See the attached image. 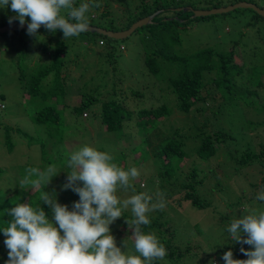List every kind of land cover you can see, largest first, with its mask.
Returning <instances> with one entry per match:
<instances>
[{
    "label": "trees",
    "instance_id": "trees-1",
    "mask_svg": "<svg viewBox=\"0 0 264 264\" xmlns=\"http://www.w3.org/2000/svg\"><path fill=\"white\" fill-rule=\"evenodd\" d=\"M178 1H176L177 7L181 6L180 3L182 0ZM80 2L92 3L93 0L74 1V6L79 7ZM94 2L99 3L100 7L105 6L117 11L114 12L110 9H105L102 12V8L100 7L90 8L92 14H101V17L103 16L104 19L108 18L109 21H112L114 18L116 19V23L120 26L118 28L115 27L114 23L110 27H105L97 24L94 25L89 21V25L103 27L109 30L128 29L137 20L151 15L161 8L170 7L169 5H164L160 0H94ZM249 2H253L258 6L261 4L258 3V0H250ZM261 2L264 3V0H261ZM114 3L123 4L125 10L120 11L121 7H114L112 5ZM186 6H181L179 9L172 11L174 15L178 16L177 19L174 17L171 20L168 19L169 21H165L164 17L156 15L152 20L153 22L143 25L134 31L143 32L144 29L149 30V32H145L141 37L143 48L140 51L145 62V71L156 76L157 79L162 78L167 81V86L162 91L164 104L158 108H144L137 112L135 127H129L131 129H129L131 131L129 137H133L135 143L136 140H139V142L131 149L127 146L122 147V153L120 152L118 156L113 157V162L125 170H130L132 167L139 165V163L154 158V163L158 165L159 172L148 179V192L146 194L155 195L160 193V195L154 196L152 201H160L161 199L165 201L166 199L168 201L166 203H169L168 205L172 213H174L173 210L175 209L182 211L188 204L199 210H205L213 206V202L208 194L206 195L203 192L205 184L209 179V170H206L207 168L202 165L204 162H210V160L217 156L218 149L221 146L220 143L227 145L229 159H234L233 162L228 163L237 165L236 168H241L252 162L264 163L263 136H256L260 152H253L250 150V147H246L244 154L241 157H237L235 155L237 150H233L230 146L232 143V146L234 144L236 147L239 139L245 138L249 129L246 125L251 121L248 115L256 113L246 107L251 106L256 111L264 110V78H262L264 74H260L259 70L251 62L244 59L242 54L238 55L241 53L238 49V42L230 41L225 45L206 46L192 54H186L184 50L178 52L176 47L182 40L180 38L181 30L175 26L180 21V18L185 17L186 14L189 15L188 18H185L186 26L187 24L189 25L191 21L190 17L193 15L192 11H186L182 8ZM260 7L264 8V4ZM161 10L166 15L167 11ZM249 10L254 13V19L257 23H259L258 21L264 22V16L259 15L253 9ZM0 12L4 17H7L8 20L6 22L16 14L11 10L10 2L7 8L1 10L0 7ZM66 14L67 10H64V15L66 16ZM209 15L194 16V18H204ZM247 24H251V22ZM252 24L255 23L252 22ZM40 31L45 33L43 37L47 41L37 51L21 50L19 52L20 60L18 62V77L22 93L25 95L26 106L30 109V126L34 130V134L23 130L18 124L13 126L0 121V141L3 144L2 148L5 153L17 154L22 160L24 158L26 159V161L12 164L11 169L17 171L19 177L17 181H15L17 178L14 180L12 177L9 178V186H15V189H12L10 192L12 194L11 196H8L9 191L2 185L1 181L5 175L9 174L10 169L0 166V238L4 234L3 228L7 227L12 220V217L7 215V210L14 208L19 203H31L33 207H42L46 216L52 220L49 205L43 204L39 199L41 193L46 188V184H42L36 190H33L30 185L21 187L20 189L17 188V185L26 175V169L30 167L40 168L32 161L29 153H22V150L18 147L19 142L15 141L13 134L18 132L21 133L19 137H26L28 147L36 145V148L39 150L38 157L41 158L42 162L57 164L58 161H63L62 151L65 150L68 153L69 149L66 141L75 138V136H79L81 130L85 128V121L81 122L77 118L81 117L86 109L94 110L93 107L97 105L100 96H106L100 91V88H108L106 84L109 83L110 79L108 74H101L100 78H97L98 76L91 78L89 80L90 82L92 80H99L102 81V84L93 89L92 93L84 97L80 104L75 106L67 104L65 96L67 77L63 74H68V69H70V65H67V61L70 59L67 53L69 50V41L72 40L68 41L64 36L54 40L51 34H49L50 31L45 27H40L38 32ZM20 32L18 31V33ZM86 32L88 34H96L98 36V44L104 47H106V41L116 40L115 38H110L97 32ZM85 40L88 41L89 39ZM111 52H114L113 48H106L99 52L101 54L100 56L105 60L103 62L104 64L110 61L112 64L113 57L111 56ZM31 57H35L33 60L34 65L28 63ZM238 59H241V62ZM37 64L39 65V67H36L37 69L32 72H26V68H29L31 71ZM111 67L114 73L113 84L115 82L116 84L108 96L110 99L103 100L100 110L98 112L93 111L91 118L95 119V117H100L104 129L110 134L118 136L124 134L123 136H125L127 130L126 124L134 119L135 114L132 113L131 105L127 103V98L122 96L124 90L117 88L120 84V77L117 75L119 64L116 67H113V65ZM101 70L102 68L98 72ZM163 70L166 73L161 76L159 72ZM103 79H106V81ZM130 91L135 97L134 101L138 103V100L145 101L146 97L143 91L134 88L130 89ZM203 92L208 96L210 95L209 100L217 102L208 109L212 117L208 116L201 124L197 123L195 125L194 123L187 128L190 131L189 134L184 131L185 129L183 131L176 130L168 135L164 134L163 143L161 142V144L156 146L158 150L155 153H151V137L157 134L156 130L160 123L158 119L160 117L163 120L166 119L176 108L185 113L192 112L195 106H200L201 102L207 101V95L205 96ZM171 94L174 96L175 103H173ZM66 109H70V113L76 116L75 120L78 122L68 123L66 121L64 116ZM201 110H205V108L202 107ZM242 111L245 113L243 120L242 117L237 119L242 120L244 122L243 125L242 121L238 123L232 117L239 113L242 115ZM248 112L250 113L247 114ZM150 115L153 117L148 118ZM4 118L6 122L13 121L5 113ZM260 124L264 125V119ZM209 125L215 129L214 133L208 131ZM157 136L160 135L157 134ZM190 139L194 140V144L196 143L194 149L195 154H192L188 149L187 141ZM49 145H52L56 149L55 155L58 157L56 160L54 155L48 153L47 148ZM98 150L105 151V148H99ZM139 153H142V159H140ZM132 154H135L133 163L130 162L129 158ZM20 158L18 159L20 160ZM36 178V176L31 177V179ZM131 183L135 191L129 189L130 191L135 194L144 193L133 181ZM80 186H82V182H80ZM216 186L220 187V182L217 181ZM252 186L260 189V192H264V176L262 182L252 184ZM258 194L257 192L255 195ZM244 198L245 196L243 195L239 196L238 202L231 205L240 214L237 216H243V213L238 211L237 208L239 205L245 203L240 201ZM247 202L252 205L253 210L256 208H264V201L257 200L255 196L248 199ZM147 215L150 224L142 226V231L145 233H155L167 250V255L163 260H155L152 264H169L167 258L177 262L178 259H181L186 254L196 255L198 253L196 250L197 245L193 244L192 239L196 233H201L202 228L200 224L196 225L195 229L192 227L189 234H184L188 236L185 237L181 235L183 233L181 230L182 227L175 222L172 215H166L160 209H156L155 214L151 211ZM122 218L127 220L132 219L133 216L123 210ZM229 218L230 214H226L225 212V215L221 219L225 221ZM224 228L222 231L218 230V232H213V228H211L207 235L215 233L217 239L226 236L224 237L226 240H223V242L236 243L229 238L230 234ZM244 238L246 239V235ZM122 239L124 238L120 239L121 244H124ZM127 241H129L127 243L129 249L126 252L128 254H138L134 249V241L130 239ZM235 246V244H227L225 245V250L232 251L233 257H240L241 259H244V253L241 252V248L249 250V247H251L247 244H240L235 249ZM8 253L9 250L5 249V246L0 242V264H6L9 259Z\"/></svg>",
    "mask_w": 264,
    "mask_h": 264
},
{
    "label": "rangeland",
    "instance_id": "rangeland-1",
    "mask_svg": "<svg viewBox=\"0 0 264 264\" xmlns=\"http://www.w3.org/2000/svg\"><path fill=\"white\" fill-rule=\"evenodd\" d=\"M74 1L76 2L78 0ZM160 1L163 2L164 5L170 6L168 8H161L167 11L166 15L161 9L153 12L152 14L162 16L165 21H169L174 17L176 19L178 18V16L174 15L172 11L179 9L181 6L190 5L197 9H217L231 5L234 2L238 3L242 0H182L180 3L181 6L178 7V0ZM258 3H261L260 6L264 4L261 0H258ZM80 4H82V2H80ZM112 5L114 7H121L120 11L125 10V6L123 4L114 3ZM188 7L189 6L182 8L187 10ZM100 8H102V12L105 11V9H110L105 6ZM3 9L4 8L1 7V10ZM249 9L250 8H237L227 13L212 14L205 16L204 18L199 17L198 19H195L194 16L191 15L190 24H187V26L185 18H188L189 15L186 14L185 17L180 18V21H178L175 26L181 30L180 38L182 39L177 45L176 50L178 52H182V50H184L186 54H192L202 48H205L206 46L225 45L230 41L238 42L240 45H238V49L241 51L238 55L242 54L244 59L251 62L253 66L259 70L260 74H264V22L258 21L259 23H257L254 19V13ZM110 10L117 12L113 9ZM16 15L17 14L13 15V18L16 17ZM62 15H64V11H62ZM86 15L88 16V20L94 25L97 24L100 26L110 27L112 26V23H114L116 28L120 27L116 23L115 18L112 21H109L108 18L104 19L103 16L101 17V14H92L91 9ZM29 19L30 17L27 18L26 21ZM6 20H8L7 17H4L0 12V26L4 25V23L6 24ZM249 22H251V24H247ZM252 22L255 24H252ZM185 26L186 28H184ZM147 31L149 32L148 29H144L143 32L136 31L125 39H116L112 41L108 40L106 41V47L98 44V36L96 34H88V32H83L79 36L67 38L68 41L72 40L69 41V50L67 53L68 58H70L69 61H67V65H70V69H68V74H63L67 77V90L65 95L67 104L74 106L80 104L84 97L92 93L93 89L102 84V81L99 80H92V82H90L89 80L91 78L97 76V78H100L101 74H108V76H110L109 83L106 84L108 88H100V91L106 96H100L97 105L93 107L94 110L86 109L81 117L77 118L81 122L85 121V128L81 130L79 136H75V138L66 141L69 147L68 153L65 152V150L62 151L63 161H58L57 164H54L56 165L57 175L52 178L50 183L46 185V188L44 189L45 192L53 193L57 202L61 205H67L70 211L74 209V204L80 200L79 195L72 189H64L63 187L67 183L68 172L71 171V168L68 167L70 154L84 146H90L96 148L97 150L99 148H105V152H108L113 157L118 156L122 151V147L127 146L131 149L139 142V140H136L135 143L134 138L129 137L131 134L129 127H135L137 112L143 110L144 108H158L164 104L162 91L166 88L167 81L162 78L157 79L156 76L146 73V68L144 67L145 62L141 56L140 50L143 48L141 37ZM43 34L45 33L40 31L36 36H31L28 34L27 30H21L20 33H16L15 31L10 33H0V121L13 126L18 124L23 130L30 132L31 134H34V130L32 129V126H30V109L26 106L25 95L22 93L18 77V62L20 60L19 52L21 50H39L43 43L47 41L45 40L46 38L43 37ZM49 34H51L54 40L64 36L62 30H57L55 33L49 32ZM85 39L89 40L87 41ZM106 48L114 49V52H111V56L113 57L112 64L111 61L104 64L103 62L105 60L100 56L101 54L99 52ZM34 58L35 57H31L28 63L34 65ZM238 60L241 62V59ZM118 64L119 70L117 71V75L120 77V84L117 88L124 90L122 92V96L127 98V103L131 105L132 113L135 114L134 119L126 124L127 130L125 136H123L124 134L122 136L110 134L104 129V125L102 124L100 117H95V119L91 118L93 111L98 112L100 110L102 101L110 99L108 96L116 84V82L113 84L114 73L112 72L111 66L113 65V67H116ZM36 67H39V65L37 64L31 71L29 68H26L25 70L27 73L32 72L37 69ZM100 68H102V70L98 72ZM165 73V70L159 72L161 76ZM262 78H264V76ZM103 80L106 81V79ZM133 88L140 89L145 93V101L138 100L139 103L134 101L135 97L130 91V89ZM203 94H205V96L207 95L205 92H203ZM209 96L207 95L206 102H201L200 106H195L190 113L182 112L176 108L175 111L166 119L163 120V118L160 117L158 119L160 123L156 130V133L160 136L154 134L151 137V153H155L158 150L156 146L161 144L164 139V134L168 135L176 130L183 131L184 129V131L189 134L190 131L187 128L192 126L194 123L195 125L197 123L201 124L204 122L205 118L211 116V112L208 109L217 102L209 100ZM171 98L173 99V103H175L174 96L172 94ZM202 107L205 108V110H201ZM246 108H250V111L256 113L248 115V118L251 121L248 125L245 124L249 128L245 138H240L236 147L234 144L232 146V143L230 145L233 150H237L235 153L237 157H241L244 154L246 147H250V150L253 152H260L256 136L261 135L264 138V125L260 124V122L264 119V110L256 111L251 106ZM4 113L7 114L13 121L6 122ZM249 113L250 112L247 114ZM244 114L245 113L242 111V115L239 113L232 117L239 123L243 120ZM64 116L68 123L78 122L75 120L76 116L70 113V109H66L64 111ZM149 117L153 116L150 115L148 118ZM240 117H242V120L237 119ZM243 123L244 122L242 121V125ZM208 131L210 133H214L215 129L209 125ZM41 132L43 133V131ZM20 135L21 133L18 132L13 134L15 141L19 142L18 147L22 150V153L30 154L32 161L38 165L41 171H44L47 167L53 165L45 161L42 162L41 158L38 157L39 150L36 148V145L28 147L27 138L19 137ZM187 142L189 151L192 154H195L194 149L196 147V143L194 144V140L192 139ZM71 143L73 144L71 145ZM220 145L221 146L218 149L217 156L210 160V162H204L202 165L207 168L206 170H209V179L207 178L208 181L205 184L203 192L206 195L208 194L209 198L213 202V206H210L205 210H199L192 207L190 204H186L187 206H185L182 211L175 209L173 210L174 213H172L168 205L169 203H166L168 201H166V199L165 201L163 200L166 207L162 211L166 215H172L175 222L182 227V236L184 234H189L191 228L194 227L195 229L196 225L200 224L202 228L201 233H196L192 239L193 244L197 245L196 250L198 253H196V255L186 254L181 259H178L177 262L167 258V260H169V264H171V262L172 264H226L223 259L225 252H228L225 250V245L235 244L236 249L239 247L240 243L228 241L225 243L223 240H226V238H224L226 236L222 237V240L217 239L215 237V233L207 235L209 229L213 228V232H218V230L222 231L223 227H225L224 229L228 232L230 223L234 219L242 218V216H237L240 214L236 212L234 207H231L233 203L238 202V197L241 195L245 196V198L240 201L245 203L239 205L237 210L241 211L243 215L251 214L253 212L258 213L260 209L261 211L264 209L256 208L254 209L256 211H254L252 205L247 202V200L251 197H257V195H255L257 192L260 193V189L254 188L252 184H259L262 182V178L264 176V163L252 162L242 166L241 168H236L237 165H231L228 163L233 162L234 159H229L227 145L222 143H220ZM2 146L3 144L0 141V166L7 167L10 170L8 172L9 174L5 175L1 181L2 185L7 188V191H9L8 196H11L12 194H10V192L12 189H15V186H9V178L12 177L13 180L17 178L15 180L17 181L19 177L17 171H13L11 169L12 164H17L20 161H26V159L24 158V160H22L20 156H17V154H6ZM119 148L121 149L119 150ZM47 150L49 154L54 155L55 160L58 158L57 155H55L56 149L52 145H49ZM134 156L135 154H132L129 157L131 163L134 162ZM139 157L140 159L143 158L142 153H139ZM18 158H20V160ZM154 161L155 160L153 158L134 166L140 175L138 178L133 180V182L136 186L138 185L144 193L148 192V179L159 172L158 165H156ZM217 181L220 182V187L216 186ZM17 188H21L20 183L17 185ZM158 194L160 193L155 195L151 194L150 196L153 198L154 196H158ZM132 195H135V193L130 190L125 192L124 190L119 189L117 191V196L121 200L129 198ZM158 202V200L151 201V203ZM49 208L51 209L50 217L54 222V214L51 206H49ZM125 211L132 214L130 207ZM152 212L155 214L156 210ZM225 212L226 214H230V218L223 221L221 218L225 215ZM125 221V218H122L121 216L110 225V231L116 239L117 247H120L124 252L129 249V245L127 244V247L124 243L125 240L129 243L127 240H133L132 235L134 234V229H130L129 225ZM187 222L188 226L186 225ZM184 236L188 237L187 235ZM121 238H124L122 239L124 244H121ZM6 239L7 237L3 234L0 238V242L5 246V249L9 250L4 243ZM249 250H253L252 246L249 247ZM233 258L241 259L240 257L235 256ZM244 259H248V257L244 255Z\"/></svg>",
    "mask_w": 264,
    "mask_h": 264
},
{
    "label": "clouds",
    "instance_id": "clouds-1",
    "mask_svg": "<svg viewBox=\"0 0 264 264\" xmlns=\"http://www.w3.org/2000/svg\"><path fill=\"white\" fill-rule=\"evenodd\" d=\"M9 2L17 15L6 24L19 21L23 26L30 17L28 21L31 23L25 29L29 35L36 36L44 26L52 33L62 30L66 39L88 31L86 14L90 8L100 7L94 0L79 7L74 6V0H0V7L7 8ZM64 10H67L66 16L62 15ZM113 159L108 152L90 146L70 154L68 167L71 171L63 187L79 195L80 200L74 204V209L70 211L67 205L58 203L53 193L44 191L39 197L43 204L51 206L54 222L42 207H33L31 203H19L7 210L12 220L3 228L7 237L4 243L9 249L6 264H152L155 260H163L167 255L165 246L155 233L142 231V226L150 224L147 213L163 210L166 204L163 199L151 203L152 197L146 193L121 200L117 196L118 189L135 191L131 181L140 173L135 167L125 170ZM56 175L54 164L44 171L30 167L26 169L20 186L30 185L36 190L42 184L48 185ZM33 176L37 178L31 179ZM256 199L264 201V192H260ZM129 207L133 218L125 222L134 229L132 237L138 254L123 252L110 231V225ZM228 232L232 241L250 245L253 250L241 248L248 259H234L232 251L226 252L223 256L226 264H264V211L234 219ZM124 243L128 247L126 240Z\"/></svg>",
    "mask_w": 264,
    "mask_h": 264
},
{
    "label": "water",
    "instance_id": "water-1",
    "mask_svg": "<svg viewBox=\"0 0 264 264\" xmlns=\"http://www.w3.org/2000/svg\"><path fill=\"white\" fill-rule=\"evenodd\" d=\"M237 8H250L253 9L255 12H257L259 15L264 16V9L257 4L249 1H239L238 3L228 5L226 7L217 8V9H195L192 7H188L186 11H192L193 16H202V15H209V14H223L230 12ZM155 14L148 15L144 18H141L134 22L131 27L125 30H109L105 29L103 27H97L93 25H89V30L92 32H97L103 35H106L110 38L115 39H125L128 36H130L137 28L142 27L143 25H146L150 22H152L153 18L155 17ZM31 23V21H26L23 26L20 25V22H12L9 24H6L4 26L0 27V33L6 32L9 30H21V29H27L28 25ZM44 27V26H41Z\"/></svg>",
    "mask_w": 264,
    "mask_h": 264
}]
</instances>
